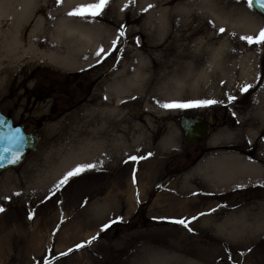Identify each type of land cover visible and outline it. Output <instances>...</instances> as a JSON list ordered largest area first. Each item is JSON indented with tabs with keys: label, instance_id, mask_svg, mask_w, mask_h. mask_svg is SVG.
<instances>
[{
	"label": "rangeland",
	"instance_id": "1",
	"mask_svg": "<svg viewBox=\"0 0 264 264\" xmlns=\"http://www.w3.org/2000/svg\"><path fill=\"white\" fill-rule=\"evenodd\" d=\"M205 1L226 12L250 14L258 26L215 38ZM96 2L36 0L24 17L23 0H16L14 13L10 6L0 17V44L18 30L22 43L29 44L40 19L42 35L46 26H72L88 28L99 43L102 38L95 49L61 52L75 66L57 65L43 55L17 62L0 58L1 109L29 123V130L43 138L23 163L0 171V264H264V231L246 240L223 238L207 222L238 205L260 215L264 193L218 196L214 190L220 187L206 181L210 168L204 166L186 177L195 169L188 164L197 157L196 150L211 149L207 143L217 134L245 141L264 134L263 99L242 91L259 76L260 49L240 39L264 29V17L247 0H109L95 18L68 15L77 6ZM42 37L46 46L48 38ZM225 37L228 45L217 48ZM53 42V58L61 49L55 47L70 43L63 35ZM101 47L110 54L97 57ZM229 96L235 99L229 101ZM203 100L218 103L159 106ZM198 114L221 120L219 128L209 129L207 143L186 141L180 127L182 116ZM99 135L104 137L99 154L116 155V161L83 171L57 188L65 176H58L63 159L88 155ZM148 136L151 144L145 146L142 137ZM166 137L175 142L161 144ZM136 138L142 141L132 146ZM49 155L53 158L47 163ZM133 156L138 159L131 160ZM49 174L48 184L41 186L45 182L40 179ZM263 183L253 179L244 184ZM253 217L248 223L262 220ZM180 219L187 228L173 222ZM105 224L110 227L101 231Z\"/></svg>",
	"mask_w": 264,
	"mask_h": 264
},
{
	"label": "bare ground",
	"instance_id": "2",
	"mask_svg": "<svg viewBox=\"0 0 264 264\" xmlns=\"http://www.w3.org/2000/svg\"><path fill=\"white\" fill-rule=\"evenodd\" d=\"M16 0H0V17L5 13H8L6 11L10 6L12 7L13 2ZM36 0H23V10L20 12L22 13V16L26 17L27 14L29 13V5L30 2H33ZM198 3H196L197 5ZM200 7V6H199ZM198 7V8H199ZM204 9L208 11V16L211 18V20L214 23V28L212 29L213 31L211 34H216L215 38L220 35L219 32V27H225V34H229L230 31L233 29L236 32L242 31L243 28L248 29H256L258 26L257 20L252 18V15L244 13V12H236L233 11L232 13L235 14V16L229 12L225 11L226 9H218V8H213L212 5L208 2H204ZM14 8L12 7L11 13H14ZM17 13V12H16ZM202 14L196 13V16H201ZM20 18V16H18ZM17 18V17H16ZM15 21V20H14ZM43 29V22L40 19L39 22L37 23V27L35 30H33L29 35H30V42L29 44H23L22 43V38L20 37L22 34L18 30L15 33H12L13 37H10L8 40L3 41L0 45L2 47L0 48V58L4 61L8 62H17L21 60L22 58H32V60L37 58L38 56H46V58L51 57V59H54L55 63L58 64H66L70 63V65H77L75 61H69L66 56H63L61 52L64 51V53L67 55L69 48H73V50L77 51V49H84L85 47H93L95 49L97 45H100L102 38L100 40L94 39L92 34L89 32L88 28L86 29H76L75 27H70L68 26L67 28L62 27L61 30L57 29H52L49 28V26L44 27L45 32L40 34V30ZM63 29V30H62ZM46 34V35H45ZM75 34L76 36H74ZM59 35L64 36V40L69 41L70 43L73 42L72 39L74 40V44H68L60 45L59 47L55 48H61L60 52L58 55H54V52L51 54L49 49H53V45H55V40ZM42 36H47L48 41L47 45L44 46L45 44L43 43L44 39ZM67 37V38H66ZM41 38V39H40ZM70 39V40H69ZM228 38L225 37L223 40H221L220 45L217 48H223L226 47L228 44ZM63 41V40H62ZM195 48L198 49L201 45V42L197 39L195 41ZM92 45V46H91ZM183 46V45H179ZM178 46V47H179ZM46 50V51H45ZM67 51V52H65ZM78 54L83 57V54L81 52H78ZM74 58V57H73ZM77 60V58H75ZM80 61V60H79ZM86 123L88 124V121L86 120ZM111 135V134H110ZM145 136V135H144ZM103 136H98L100 142L96 143L94 150L90 151L91 153L83 154L81 155L80 158L76 157L72 158L71 160L63 159V165L64 167L61 168V172L58 174H66L73 168H75L78 165L82 164H89V163H96L100 164L102 161L103 163L106 162H111V161H116V155L110 156L108 158H105L102 156V154H99L102 152L103 145H104V140H102ZM227 137V136H226ZM229 137V136H228ZM104 138V137H103ZM144 139V143H146L145 146H149L151 144V141L149 139V136L147 138L142 137ZM225 136L222 138L220 135H216V137L212 138L210 140L212 146H215L216 143L222 142V141H229V139H226ZM102 140V141H101ZM166 141L168 143L173 144L175 140H170L168 137L165 139L161 140L160 143L163 144V141ZM233 140V139H232ZM264 140V138H263ZM141 138H136L133 141L132 146H135L137 142H141ZM113 145H116V143H112ZM264 145V143L262 144ZM227 146H231L230 144H227ZM131 147V146H130ZM117 150V149H116ZM88 153V152H87ZM119 153V152H118ZM53 157L51 155L47 156L45 159L47 160V163L51 162V159ZM65 158V157H64ZM77 158V159H76ZM102 163V164H103ZM208 167L210 168L209 171H205V174L208 177H205L206 181L215 187H220L216 190H214L216 193H218V196L221 195H226L227 193L225 192L227 189L230 188H241L249 184H244L247 181L253 180L257 181L258 179L262 180L264 179V162H255V161H250L247 158H245L243 155H241L236 149L229 151V150H223V151H218L214 150L212 152H209L208 155L204 156L199 164L192 170H190L187 173L188 177L191 172L195 171L198 168H203ZM53 168L52 170H54ZM53 173H58V168L53 171ZM50 174L46 177H42L39 181V183H44L46 181V178L49 177ZM57 176V175H56ZM57 176V177H58ZM56 177V178H57ZM56 178L55 183H56ZM51 182V181H50ZM54 182V181H53ZM52 182V183H53ZM48 183L45 182L41 186H45ZM218 198V197H217ZM233 210L229 211L225 215L221 217H216V218H211L207 219V222L211 225L213 228L214 232L218 234L219 236H222L223 238H245L250 239L252 235L260 234L264 231V211L262 213H259L260 215L256 213H250L247 207H243L242 205L235 206L231 208ZM229 210V209H228ZM252 215L254 216L253 218L260 217L262 220H257L253 222V224H250L251 222L249 221L250 218H252ZM249 216V217H248ZM251 220V219H250ZM250 222V223H248ZM233 240V239H232ZM245 246L244 244H242Z\"/></svg>",
	"mask_w": 264,
	"mask_h": 264
},
{
	"label": "snow or ice",
	"instance_id": "3",
	"mask_svg": "<svg viewBox=\"0 0 264 264\" xmlns=\"http://www.w3.org/2000/svg\"><path fill=\"white\" fill-rule=\"evenodd\" d=\"M58 3L61 2V0H57ZM134 2V0H132ZM109 0H97L96 3H91L87 5H81L77 6L76 9L73 11L69 12V16H79L81 18H88L92 17L95 18L103 12L104 8L108 5ZM247 4L249 8H252L253 5L255 4L258 6L260 9L264 10V0H247ZM149 7H153L150 5ZM147 11V9H145ZM220 33L225 32V29L221 28L219 29ZM120 35H124L123 31L120 32ZM241 40H244L247 44L249 45H264V29H261L260 32L255 36H242L240 37ZM118 40H114L113 46L117 44ZM115 50V47L114 49ZM104 53L105 56L109 55L110 53H105V50L103 47H101L95 55L97 57H101V54ZM99 62V61H98ZM253 87L252 85H246L242 88L243 92H247L249 88ZM229 101L235 99L234 97L229 96L228 97ZM218 103L215 100H203V101H192V102H187V103H181V102H169V103H160V107L165 108V109H174V108H195V107H204L208 106L211 104ZM5 122L0 121V126H4ZM25 139L23 136L21 129L19 128H12L11 125H7L4 131H0V161H3L4 156L3 153H10L11 154V159L9 160L10 163H15L19 158H20V153L19 151H13V148H19L22 146V142ZM151 155V153L149 154ZM146 157H140L139 159H145ZM131 160L136 161L138 158L133 156L130 157ZM102 161L100 164L96 163H89V164H82L78 165L69 172L65 174L63 179L57 184V188L60 187V185L66 183L69 178L73 176L80 175L83 171L87 170H92L97 168L98 166H102ZM3 164H0V167H2ZM134 182H135V175H134ZM54 194V193H53ZM4 209L0 208V212H2ZM214 211V210H213ZM201 215H205V213H201ZM31 219L32 217L29 216ZM193 219H196V217H193ZM116 221H113L112 223H115ZM174 223H178L183 225L184 227H188V224L185 220L180 219V220H175L173 221ZM110 227V224H105L102 226L101 231L106 230L107 228ZM191 231V229H188ZM93 240L96 239V237L92 238ZM88 243H91L89 241ZM84 245H77V248L83 247ZM67 253H62L61 255H66Z\"/></svg>",
	"mask_w": 264,
	"mask_h": 264
},
{
	"label": "flooded vegetation",
	"instance_id": "4",
	"mask_svg": "<svg viewBox=\"0 0 264 264\" xmlns=\"http://www.w3.org/2000/svg\"><path fill=\"white\" fill-rule=\"evenodd\" d=\"M259 14L264 17V14H262L260 12H259ZM258 47L260 49V52H259V58H260L259 76L257 79L255 78L253 80V82L247 83V85H252L253 87L249 88L247 92H244L243 96L248 95V97H258L260 99H263V102H264V45H259ZM5 113L10 114L9 112H5ZM10 115H12V114H10ZM220 125H221V120L216 119L214 121V125L210 126V128H212V129L219 128ZM263 137H264L263 133H258L256 136L257 139H255V140H248V141H245V140H229V141H222V142L220 141V142L216 143L215 146H212L211 144H214V143L208 142L207 139L195 142V143H200L202 141H204L206 143L208 142L207 147L211 148V149L199 151L200 148H198L196 150V152H198V155L195 158V160H193L192 162H190V164H188V168L196 167L199 164L202 156L205 153H207V152L209 153V152H212L214 150L232 151V150L236 149L241 155H243L248 160L263 163L264 162V145H262L264 143V140L262 139ZM227 144H230L231 146H227ZM257 183H253V184H257ZM253 184H249V185H246V186L241 187V188H230V189H227L225 192L228 193V195L233 193V192H236V191H252V192L262 191L261 193H264V185L263 186L261 185V187L250 186ZM146 201H147V199H146Z\"/></svg>",
	"mask_w": 264,
	"mask_h": 264
},
{
	"label": "water",
	"instance_id": "5",
	"mask_svg": "<svg viewBox=\"0 0 264 264\" xmlns=\"http://www.w3.org/2000/svg\"><path fill=\"white\" fill-rule=\"evenodd\" d=\"M253 8L262 14H264V10L260 9L255 4ZM0 121H4L5 125L0 126V131H4L7 125H11L12 128H19L25 139L22 142V146L19 148L14 147L13 151H19L20 158L15 163H10L11 159L10 153H3L4 159L0 161V164H3L0 167V171L8 169L10 167L20 165L29 150H36L41 145L42 137L33 131H28L30 125L27 123H16L11 115L5 114L0 107ZM209 125H212L211 121H208L204 115H196L192 116H182L180 119V127L184 132V138L187 141L196 142L204 139L208 134Z\"/></svg>",
	"mask_w": 264,
	"mask_h": 264
}]
</instances>
